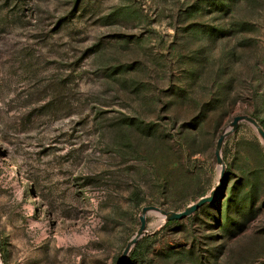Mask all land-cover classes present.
I'll use <instances>...</instances> for the list:
<instances>
[{
	"label": "rangeland",
	"instance_id": "1",
	"mask_svg": "<svg viewBox=\"0 0 264 264\" xmlns=\"http://www.w3.org/2000/svg\"><path fill=\"white\" fill-rule=\"evenodd\" d=\"M238 116L264 129V0H0L1 264H118ZM222 157L124 264H264V141Z\"/></svg>",
	"mask_w": 264,
	"mask_h": 264
},
{
	"label": "water",
	"instance_id": "2",
	"mask_svg": "<svg viewBox=\"0 0 264 264\" xmlns=\"http://www.w3.org/2000/svg\"><path fill=\"white\" fill-rule=\"evenodd\" d=\"M243 122H247L251 124L259 133L261 139L264 141V129L259 124V122L249 116H238L233 119L230 126L223 132L221 137L219 138L216 146V158H217V164L221 166V181L220 184L214 189L210 195H207L203 198H201L198 202L195 204L190 205L188 208H186L183 212H168L164 209L158 208V207H145L142 209V214L140 217L141 226L138 232L136 233L135 237L129 242L127 245L125 251L123 252L118 264H124L131 253L132 249L139 243V241L145 236L147 233V216L150 213H157L160 214L167 222H177V221H183L192 215H194L196 212H198L201 208L206 206L207 204L214 203L217 199L219 192L222 188L223 182H224V176H225V164L222 157V151L225 144V140L227 137L233 135L236 133L240 127V125ZM0 260H1V254H0Z\"/></svg>",
	"mask_w": 264,
	"mask_h": 264
},
{
	"label": "trees",
	"instance_id": "3",
	"mask_svg": "<svg viewBox=\"0 0 264 264\" xmlns=\"http://www.w3.org/2000/svg\"><path fill=\"white\" fill-rule=\"evenodd\" d=\"M179 221H177V222H167V225H175V224H177ZM141 250H142V243H138L137 245H136V247H135V249H134V253H133V256H138L140 253H141Z\"/></svg>",
	"mask_w": 264,
	"mask_h": 264
},
{
	"label": "bare ground",
	"instance_id": "4",
	"mask_svg": "<svg viewBox=\"0 0 264 264\" xmlns=\"http://www.w3.org/2000/svg\"><path fill=\"white\" fill-rule=\"evenodd\" d=\"M220 168H221V166H220ZM163 218V217H162ZM164 220H165V218H163ZM0 264H1V262H0Z\"/></svg>",
	"mask_w": 264,
	"mask_h": 264
}]
</instances>
